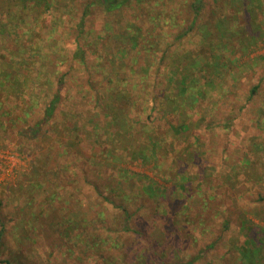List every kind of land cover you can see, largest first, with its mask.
I'll return each mask as SVG.
<instances>
[{"label":"rangeland","instance_id":"rangeland-1","mask_svg":"<svg viewBox=\"0 0 264 264\" xmlns=\"http://www.w3.org/2000/svg\"><path fill=\"white\" fill-rule=\"evenodd\" d=\"M89 2L92 0H68L61 5L66 6L61 8L62 13L66 15L71 8L81 10ZM137 2L133 0L115 13L114 38H99L109 18L100 7L92 9L87 30L91 31L96 47L88 52L94 89L88 85L90 75L84 73V68L74 67L67 78L65 92L69 91L73 100L78 96L77 90L80 91L78 87L90 92L86 105L77 106V110H93L92 97L102 88L124 89L130 93L132 102L126 110L134 117L129 119L128 134L108 126L110 118L103 111L98 120L101 126L98 141L93 142L95 133L81 132L84 141L79 156L82 162L88 159L85 175L88 181H95L98 174L92 164L104 162L102 185L107 183V176L119 181L125 174L141 177L153 186L156 200L133 199L130 203L131 223L152 241L162 243L156 242L162 248L157 250L159 254L166 253L168 262L248 264V252L255 259L261 257L264 264V0H203L196 22H193L194 0H145L142 6ZM12 6L11 0L0 2V27L6 28L5 34L0 31L3 54L4 49L14 51L13 59L22 65L32 57L39 58L32 52L21 53L28 48L30 34L25 32L34 19L38 23L35 32H31L34 43L56 33L69 56L75 51L72 23L63 22L55 28L51 14L35 12L26 16V23L19 20L12 23L14 20L8 18ZM42 6L46 12L51 2ZM5 61L9 63L8 57ZM37 64H30L35 72ZM61 69L66 72V66ZM176 69L180 74L192 75L188 84L194 88L186 92L185 99H180L181 112L176 115L172 110L167 114L152 111L158 103L153 102V94L159 89L156 80L164 82L160 86L166 91L168 83L173 84ZM115 74L118 79L112 77ZM192 78L197 80L196 85ZM193 95L197 99L194 103L190 99ZM23 99L0 92V102L5 108L1 113H10L0 115V202L8 207L5 210L8 217L15 216L18 186L34 183L30 173L32 157L46 153L51 143L46 141L48 126L39 140L28 141L17 135V129L26 124L19 122L15 128L10 123L14 119L12 113L24 117L30 103ZM43 108V102H39L29 123L43 117ZM134 148H140L137 154ZM77 173L79 179H72V185L68 186L76 191V199L86 202V208L81 209L77 203L71 208L76 213L80 210L87 213L88 206H92L95 212L98 207L90 204L94 201L116 229L113 216L120 210L97 199L84 180L83 170ZM141 205L144 208L134 214ZM47 214L39 216L36 233L28 232L25 226L26 235L31 238L24 242L29 256L34 254L37 261L46 264L47 252L52 250L51 259L56 264L106 263L101 254L87 251L86 245L79 244L74 239L76 233L69 236L70 243L76 245L68 250V238L63 239L57 230L50 229L53 214ZM89 230L85 232V240L92 234ZM21 231L16 235H21ZM10 245L13 249L17 247ZM145 248L147 245L141 238L129 239L123 249L125 258L116 254L115 264H134L137 254ZM65 255L69 258L62 263ZM151 256L149 264L154 261Z\"/></svg>","mask_w":264,"mask_h":264},{"label":"trees","instance_id":"trees-1","mask_svg":"<svg viewBox=\"0 0 264 264\" xmlns=\"http://www.w3.org/2000/svg\"><path fill=\"white\" fill-rule=\"evenodd\" d=\"M37 1L40 4L28 5L20 3V0H11L13 6L9 8L8 18L11 21L14 20L12 23H16V20H19L20 23H26V16L29 13L35 12L38 14H51L52 25H56L55 28H59V24L61 25L63 22L72 23L71 28L75 36V51L69 56L67 54L68 49L55 37L56 33L53 36L47 35L48 37L34 43L31 32H35L38 27L36 19L31 20L34 24L30 25L28 31L25 32V35L30 34V37H28L29 45L28 48L22 49L21 53L32 52L39 56L38 59L32 57L33 61L30 60L29 62L25 60L23 61L24 65H22L13 59L14 51L4 49L6 53L8 52L7 55L0 51V58L3 59H0V92L3 94L5 92L15 94L23 97V100L30 103L23 113L25 118L19 117L17 113H12L14 119L11 120L10 124L15 127L19 122L25 123L26 127H19L20 129H17V135L28 141L39 140L41 134L46 132L44 127L48 126L50 133L47 134L46 132L45 135L48 137H46V141L51 140L49 148L45 151L46 153L34 154L35 156L32 157L34 161L30 173L34 176V179H31L34 183L20 185L16 190L19 196L17 198V208L14 211L15 216L8 217L9 215L5 212L8 207H5L4 202H0V264H42V261L41 263L37 261L34 254H30L29 256L27 251L24 250L28 248L24 242L31 241L29 234L26 235L27 230L25 226H28V232L33 231V233H36L39 229V216L47 213L48 216H50L49 213L53 214L49 224L50 229L57 230L63 239L68 238V250L76 245L70 243L69 237L76 233L74 239L79 244L86 245L87 251L101 254V258L106 260L105 264H115L116 254L118 253L122 254L118 258L124 259V246L128 243L129 239L134 238H141L147 245V248L137 254L134 264H149V254L154 259L153 263L150 264H184L166 261V253L161 251V254H159L158 251L162 250L158 243L160 245L162 243L157 240L152 241L146 232L132 227L131 220L133 215L129 211V205L133 199H142L144 201L156 200L155 189L152 185L145 183L141 177H131L125 174L122 175V179L119 181L115 177L107 176V183L102 185L100 179L102 175L105 176V174H101L104 162H93L92 164L98 174L95 181H88L89 177L85 175L87 171L84 166L88 163V159L86 161L84 159V162H82L79 156H82L80 145L84 141L81 140V132L84 130L89 135L90 133L92 135L95 133L93 135L95 137L93 142L95 140L98 141L100 139L98 132L101 130L98 120L101 117L100 112L103 111L106 113V117L110 118L108 126L118 127L124 134H128L130 131L129 119H134L126 111L128 104H132L130 93L124 89L102 88L92 97V101L95 103L93 110L90 111L88 109L83 112L81 109L77 110L76 107L86 105L90 92L78 87L80 91L77 90L78 96L74 100L71 98L69 91L65 92L67 78H69L71 71L76 66L84 68V73L87 72L90 75L88 76V85L91 86L92 90L94 89L95 82L92 81V75L90 74L92 73V68L88 65V52H92L96 47L91 38V31L87 30V21L92 14V9L95 6L100 7L109 18L99 38H114L116 26L115 13L125 9L133 0H92V2L84 5L81 10L77 8L67 9L66 15L62 13L64 10H61V8L65 9L66 6L62 7L61 5L67 3L68 0ZM49 2H51V6L45 12L42 4ZM202 2L203 0H194L192 4V10L195 15L193 22H196L200 14ZM144 3L145 0H138L137 2L141 6ZM55 28L54 31H56ZM5 30L4 26L0 27L2 35L5 34ZM104 33L106 35H103ZM135 43L138 45V42ZM6 57H8L9 63L5 61ZM36 63H38L36 65L38 68L35 72L31 69L30 64L35 65ZM99 63L102 64V62ZM64 66H66V72L63 73L61 68ZM9 68H12L13 72L8 73ZM98 74L102 75V73ZM191 76L180 74L179 69H176L173 84L168 83L166 91L161 88L164 82L157 79L155 85L159 86V89L158 93L154 92L153 94V102L155 104L158 103L156 107H153L152 111L158 110L167 114V111L172 110L174 114H179L182 109L180 108V99H185L186 92H191L194 89L188 84ZM112 77L115 79L117 77L118 79V74ZM72 78L74 79V77ZM13 80V85H11ZM191 81L193 84H197V80L192 78ZM101 82L104 83V81ZM109 82H112V80L109 79ZM29 88L31 91L28 90ZM26 90L28 91L24 97ZM190 99L193 100L192 103L197 100L194 95L190 96ZM39 102H43L44 104L42 110L43 117L39 121H31L29 123L28 120ZM1 112H5L2 102H0V115L5 114L9 116L10 114L9 112ZM151 130L152 133H155L154 129ZM177 130H179V127ZM138 150L133 149L136 154ZM81 169L83 170L84 180L88 183L87 185L92 189L93 193H95V197L106 201L113 208L120 210L119 214L113 216L117 222V226L115 225L116 229L113 227V224H109L111 219H109L110 217L106 219L104 209H101L99 204L94 203V201L90 204L98 207V210L94 212V208L88 206L87 213L84 212L86 202L84 203L83 200L76 199V191H71L72 189L68 186L69 184L72 185L73 180L79 179L77 170L81 171ZM101 186L104 187L102 188ZM90 200L93 199L91 198ZM73 203H77L83 210H80V213H76L71 208V206H74ZM144 206L147 205L144 204ZM144 206H139L134 214L139 213ZM20 229L22 230V234L17 236L16 232ZM87 230L92 234L85 240L84 236ZM80 231L84 234L82 235ZM114 234H116L115 237L113 236ZM9 239H11L12 243H9ZM10 244L17 247L13 249ZM4 255L7 258H3ZM52 256V250L47 252L46 264H56L52 262ZM246 256H248V264H262L261 257L255 259L254 254L248 252ZM66 257L62 263L69 258L68 256ZM191 263H194V261Z\"/></svg>","mask_w":264,"mask_h":264}]
</instances>
